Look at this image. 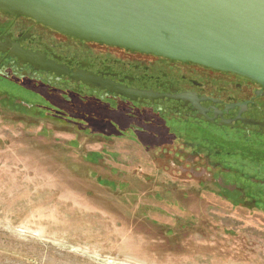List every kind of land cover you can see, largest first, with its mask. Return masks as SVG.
Listing matches in <instances>:
<instances>
[{
	"label": "rangeland",
	"instance_id": "1",
	"mask_svg": "<svg viewBox=\"0 0 264 264\" xmlns=\"http://www.w3.org/2000/svg\"><path fill=\"white\" fill-rule=\"evenodd\" d=\"M11 102L0 95V264H264V210L194 148L134 145ZM204 136L250 172L261 160L264 184L263 150Z\"/></svg>",
	"mask_w": 264,
	"mask_h": 264
},
{
	"label": "flooded vegetation",
	"instance_id": "2",
	"mask_svg": "<svg viewBox=\"0 0 264 264\" xmlns=\"http://www.w3.org/2000/svg\"><path fill=\"white\" fill-rule=\"evenodd\" d=\"M19 46L65 65L71 72L58 75L22 62L14 56ZM78 71L153 97L132 99L86 85L72 77ZM0 95L9 102L22 100L24 109L82 131L127 137L134 145L194 148L198 160L208 158L211 177L226 179L237 189L235 195L264 210V184L255 181L263 174L261 160L249 159L256 164V170L250 172L245 161L234 158L238 150L218 145L211 149L204 136H221L231 143L232 132L233 139L264 151V86L250 78L76 39L34 18L0 9Z\"/></svg>",
	"mask_w": 264,
	"mask_h": 264
},
{
	"label": "water",
	"instance_id": "3",
	"mask_svg": "<svg viewBox=\"0 0 264 264\" xmlns=\"http://www.w3.org/2000/svg\"><path fill=\"white\" fill-rule=\"evenodd\" d=\"M0 9L76 39L197 63L264 86V0H0ZM14 56L58 75L71 72L20 46ZM72 77L132 99L153 97L86 71Z\"/></svg>",
	"mask_w": 264,
	"mask_h": 264
},
{
	"label": "bare ground",
	"instance_id": "4",
	"mask_svg": "<svg viewBox=\"0 0 264 264\" xmlns=\"http://www.w3.org/2000/svg\"><path fill=\"white\" fill-rule=\"evenodd\" d=\"M15 194V193H14ZM28 197V196H27ZM32 198V197H31ZM24 200V199H23ZM49 201V200H48ZM29 202V201H28ZM35 202V201H34ZM10 206V205H9ZM68 207V206H67ZM9 208V207H8Z\"/></svg>",
	"mask_w": 264,
	"mask_h": 264
}]
</instances>
